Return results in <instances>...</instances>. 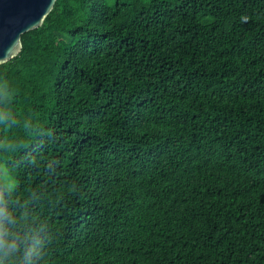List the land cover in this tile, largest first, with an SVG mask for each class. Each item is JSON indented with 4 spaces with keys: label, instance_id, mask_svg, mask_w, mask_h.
<instances>
[{
    "label": "trees",
    "instance_id": "trees-1",
    "mask_svg": "<svg viewBox=\"0 0 264 264\" xmlns=\"http://www.w3.org/2000/svg\"><path fill=\"white\" fill-rule=\"evenodd\" d=\"M21 41L0 264H264V0H57Z\"/></svg>",
    "mask_w": 264,
    "mask_h": 264
},
{
    "label": "water",
    "instance_id": "water-1",
    "mask_svg": "<svg viewBox=\"0 0 264 264\" xmlns=\"http://www.w3.org/2000/svg\"><path fill=\"white\" fill-rule=\"evenodd\" d=\"M57 0H0V65L22 51V36L39 29Z\"/></svg>",
    "mask_w": 264,
    "mask_h": 264
},
{
    "label": "rangeland",
    "instance_id": "rangeland-1",
    "mask_svg": "<svg viewBox=\"0 0 264 264\" xmlns=\"http://www.w3.org/2000/svg\"><path fill=\"white\" fill-rule=\"evenodd\" d=\"M1 178L2 180L8 185L9 189H13L14 188V184L12 183V180H9V176L6 173V171L4 170V172L1 174Z\"/></svg>",
    "mask_w": 264,
    "mask_h": 264
}]
</instances>
